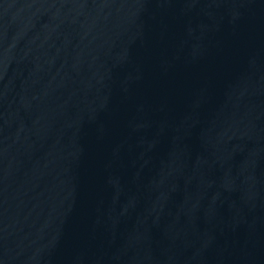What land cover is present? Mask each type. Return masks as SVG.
I'll return each mask as SVG.
<instances>
[{"label": "water", "instance_id": "water-1", "mask_svg": "<svg viewBox=\"0 0 264 264\" xmlns=\"http://www.w3.org/2000/svg\"><path fill=\"white\" fill-rule=\"evenodd\" d=\"M0 264H264V0H0Z\"/></svg>", "mask_w": 264, "mask_h": 264}]
</instances>
